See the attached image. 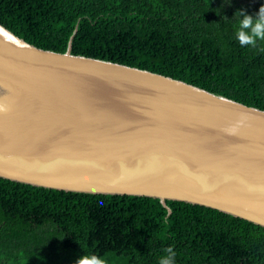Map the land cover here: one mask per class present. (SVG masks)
I'll list each match as a JSON object with an SVG mask.
<instances>
[{
	"label": "water",
	"instance_id": "obj_1",
	"mask_svg": "<svg viewBox=\"0 0 264 264\" xmlns=\"http://www.w3.org/2000/svg\"><path fill=\"white\" fill-rule=\"evenodd\" d=\"M0 177L209 206L264 226V110L0 23Z\"/></svg>",
	"mask_w": 264,
	"mask_h": 264
},
{
	"label": "trees",
	"instance_id": "obj_2",
	"mask_svg": "<svg viewBox=\"0 0 264 264\" xmlns=\"http://www.w3.org/2000/svg\"><path fill=\"white\" fill-rule=\"evenodd\" d=\"M264 0H0L33 45L148 69L264 110V40L240 46L233 12ZM218 9V11H217ZM156 197L65 191L0 177V264H264V226Z\"/></svg>",
	"mask_w": 264,
	"mask_h": 264
},
{
	"label": "clouds",
	"instance_id": "obj_3",
	"mask_svg": "<svg viewBox=\"0 0 264 264\" xmlns=\"http://www.w3.org/2000/svg\"><path fill=\"white\" fill-rule=\"evenodd\" d=\"M218 11V9H217ZM237 27L235 39L240 46L255 47L257 41L264 40V3H262L255 14H249L244 9H237L233 12ZM166 255L159 259V264H174L175 251L168 247L165 249ZM74 264H108V260L96 253L84 254L78 256Z\"/></svg>",
	"mask_w": 264,
	"mask_h": 264
}]
</instances>
